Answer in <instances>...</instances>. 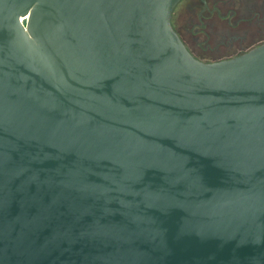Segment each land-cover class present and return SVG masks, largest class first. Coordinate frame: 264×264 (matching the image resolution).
<instances>
[{
    "label": "water",
    "instance_id": "1",
    "mask_svg": "<svg viewBox=\"0 0 264 264\" xmlns=\"http://www.w3.org/2000/svg\"><path fill=\"white\" fill-rule=\"evenodd\" d=\"M179 1L0 0V264H264V42Z\"/></svg>",
    "mask_w": 264,
    "mask_h": 264
},
{
    "label": "rangeland",
    "instance_id": "2",
    "mask_svg": "<svg viewBox=\"0 0 264 264\" xmlns=\"http://www.w3.org/2000/svg\"><path fill=\"white\" fill-rule=\"evenodd\" d=\"M197 2L198 0H180L172 13V25L179 33L188 50L194 57L203 62H212L236 56L238 54L235 49L238 46L237 41L231 48L218 42L221 36L228 34L229 31L242 34L241 28L243 24L235 25L233 21L228 23L218 17L216 13H204L205 15L199 18L200 7H198ZM263 13L262 11L259 18L264 16ZM263 41L264 18L260 20L253 18L247 23V40L245 43L242 42L243 51H247Z\"/></svg>",
    "mask_w": 264,
    "mask_h": 264
},
{
    "label": "flooded vegetation",
    "instance_id": "3",
    "mask_svg": "<svg viewBox=\"0 0 264 264\" xmlns=\"http://www.w3.org/2000/svg\"><path fill=\"white\" fill-rule=\"evenodd\" d=\"M197 3L198 7H200V11L198 12L199 18L205 15L204 13H216L218 14V17L228 23L233 21L235 25L239 23L243 24L241 28L243 31L242 34L229 31L228 34L221 36L218 43L228 45V47L231 48L235 44V41H237V45L239 46L235 47L236 53H238L237 55L245 53L251 49L250 48L247 51H243L244 48L242 47V42L245 43L247 40V23L253 18H258L259 20L264 18V16L259 18V16L262 14V11L264 12V0H198ZM239 9H241V11H239Z\"/></svg>",
    "mask_w": 264,
    "mask_h": 264
}]
</instances>
